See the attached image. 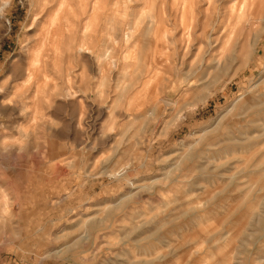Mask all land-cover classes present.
<instances>
[{
	"label": "rangeland",
	"instance_id": "rangeland-1",
	"mask_svg": "<svg viewBox=\"0 0 264 264\" xmlns=\"http://www.w3.org/2000/svg\"><path fill=\"white\" fill-rule=\"evenodd\" d=\"M263 100L264 0H0V264H264Z\"/></svg>",
	"mask_w": 264,
	"mask_h": 264
},
{
	"label": "bare ground",
	"instance_id": "bare-ground-1",
	"mask_svg": "<svg viewBox=\"0 0 264 264\" xmlns=\"http://www.w3.org/2000/svg\"><path fill=\"white\" fill-rule=\"evenodd\" d=\"M253 5V4H252ZM185 17H183V19H184ZM185 32V31H184ZM190 33V32H189ZM187 34V33H186ZM188 41H190L189 40V35H188ZM192 40V39H191ZM181 41V40H180ZM187 41V42H188ZM178 45V44H177ZM188 45V44H187ZM184 46V45H183ZM178 48V47H177ZM185 48H187V46L185 47ZM176 51V50H175ZM184 52V51H183ZM176 53V52H175ZM179 53V52H178ZM264 102V100L263 101H261V103H263ZM256 105V104H255ZM259 117V116H258ZM253 119V118H252ZM256 120V119H255ZM258 121H259V119H258ZM261 121V120H260ZM259 121V122H260ZM249 122V121H248ZM251 122V121H250ZM257 122V121H256ZM258 123V122H257ZM261 123V122H260ZM241 124V123H240ZM250 124V123H249ZM247 125V124H246ZM246 125H244L243 127H244V130L242 129V132L240 131L239 132V134H240V137L239 138H235V137H233L231 134H230V136H229V133L227 132L226 134H225V136L227 137V138H225L226 139V144H225V146H224V148H227L228 149V145L229 144H236V146H239V148H242L245 144H250V146L251 145H253V146H255L256 144L254 143V142H250L251 141V134H253L254 132H257V130H259V129H261V130H264V124H255V126H254V124H252V126L253 127H251V126H249V127H251L250 129L249 128H246ZM241 127V126H240ZM248 127V126H247ZM236 130V129H235ZM257 133H255V135H256ZM224 135V134H223ZM224 136V137H225ZM244 136H247L248 138L247 139H242L241 137H244ZM250 138V139H249ZM222 139V138H221ZM255 139V138H254ZM218 140V139H217ZM216 140V143H219V141L220 140H218L217 141ZM256 141V140H255ZM212 144V143H211ZM220 145V144H219ZM252 147V146H251ZM227 149H225V151H223V152H220L222 155L223 154H228V153H226V150ZM228 151H229V149H228ZM225 152V153H224ZM214 155H215V153H214ZM227 157V156H226Z\"/></svg>",
	"mask_w": 264,
	"mask_h": 264
}]
</instances>
